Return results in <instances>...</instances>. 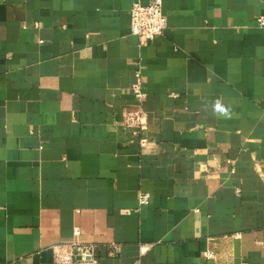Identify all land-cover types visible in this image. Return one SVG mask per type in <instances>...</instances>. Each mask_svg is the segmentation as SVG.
<instances>
[{"label": "crops", "instance_id": "crops-1", "mask_svg": "<svg viewBox=\"0 0 264 264\" xmlns=\"http://www.w3.org/2000/svg\"><path fill=\"white\" fill-rule=\"evenodd\" d=\"M131 3L0 0V264L75 229L101 264H264V0H163L144 45Z\"/></svg>", "mask_w": 264, "mask_h": 264}, {"label": "built area", "instance_id": "built-area-1", "mask_svg": "<svg viewBox=\"0 0 264 264\" xmlns=\"http://www.w3.org/2000/svg\"><path fill=\"white\" fill-rule=\"evenodd\" d=\"M163 0H151L150 3L143 5L138 0H132L130 7V33L137 37L140 45L159 37L166 29V18L162 13ZM258 27H264V16L256 18ZM143 83L139 69L136 72V82L132 86L134 98L142 102L146 94L142 89ZM124 123L132 128V134L138 135L145 123L144 114L141 110L137 112H126L123 116ZM145 139L140 137L139 143L142 145ZM138 202L146 205L149 202V195L140 193ZM79 234L74 230V239L61 242L52 246L53 258L56 264H101L97 257L98 246L94 243H82L77 240ZM109 255L116 256L120 252L117 244L108 246ZM207 256H210L207 254Z\"/></svg>", "mask_w": 264, "mask_h": 264}]
</instances>
